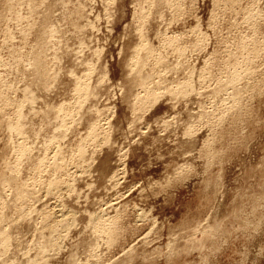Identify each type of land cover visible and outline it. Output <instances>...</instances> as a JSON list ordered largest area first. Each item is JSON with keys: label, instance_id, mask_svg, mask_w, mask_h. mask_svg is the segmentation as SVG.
<instances>
[{"label": "rangeland", "instance_id": "374dc122", "mask_svg": "<svg viewBox=\"0 0 264 264\" xmlns=\"http://www.w3.org/2000/svg\"><path fill=\"white\" fill-rule=\"evenodd\" d=\"M0 236V264H264V0H0Z\"/></svg>", "mask_w": 264, "mask_h": 264}, {"label": "bare ground", "instance_id": "6f19581e", "mask_svg": "<svg viewBox=\"0 0 264 264\" xmlns=\"http://www.w3.org/2000/svg\"><path fill=\"white\" fill-rule=\"evenodd\" d=\"M37 66H38V65H37ZM39 66H40V65H39ZM143 84H144V83H143ZM86 86H87V85H86ZM144 88H145V90H146V87H144ZM82 89H83V88H82ZM86 89H87V88H86ZM146 91H147V90H146ZM147 92H148V91H147ZM20 115H21V114H20ZM17 126H18V125H17ZM15 127H16V126H15ZM20 128H21V127H20ZM16 129H17V128H16ZM18 129H19V128H18ZM93 129H94V128H93ZM23 151H24V148H23ZM58 152H59V151H58ZM21 155H22V154H21ZM58 168H59V167H58ZM50 184H51V183H50ZM50 184H49V185H50ZM52 184H53V182H52ZM54 184H55V183H54ZM55 185L57 186V184H55ZM55 185H54V186H55ZM50 187H52V186H50ZM52 188H53V187H52ZM57 188H58V187H57ZM64 216H65V215H64ZM64 216L62 215V218H63V219H61V220H63V221L61 222V220H60V221H58L59 223H63V224L66 223V222H64V221L67 220V217L65 216V217H66V218H65ZM67 222H68V221H67ZM97 223H98V224H96L97 226H96V225L94 226V228H95L94 230H97V231H99L100 233H101V232H103L104 234L106 233V234H108V235H109V234H110V235L112 234V227H111V228H110V226L107 227V226H106L107 224H106V223H103V221H102V222H101V221H98ZM105 224H106V225H105ZM59 225H61V224H59ZM96 233H98V232H96ZM103 233H102V234H103ZM1 234H2V233H1ZM98 234H99V233H98ZM3 235H5V234H3ZM0 237H1V236H0ZM2 237H3V236H2ZM5 237H6V236H5ZM8 238H9V237H8ZM8 238H7V239H8ZM1 239H2V238H1ZM7 239L5 238V240H7ZM1 241H2V240H1ZM3 242H5V241H4V238H3ZM5 243H6V242H5ZM2 244H3V243H2Z\"/></svg>", "mask_w": 264, "mask_h": 264}]
</instances>
